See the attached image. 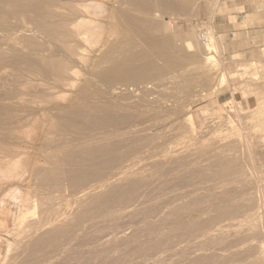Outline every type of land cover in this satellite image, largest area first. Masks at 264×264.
<instances>
[{
	"label": "rangeland",
	"instance_id": "rangeland-1",
	"mask_svg": "<svg viewBox=\"0 0 264 264\" xmlns=\"http://www.w3.org/2000/svg\"><path fill=\"white\" fill-rule=\"evenodd\" d=\"M81 1L0 0V264H264V45L228 49L220 0ZM126 12L180 65L155 54L146 83L99 80L146 49Z\"/></svg>",
	"mask_w": 264,
	"mask_h": 264
},
{
	"label": "bare ground",
	"instance_id": "bare-ground-1",
	"mask_svg": "<svg viewBox=\"0 0 264 264\" xmlns=\"http://www.w3.org/2000/svg\"><path fill=\"white\" fill-rule=\"evenodd\" d=\"M119 4L121 3H128L130 6L132 7H135L136 9H140L142 10L143 12H149L153 9H157V8H161V9H164V8H169V9H175V10H179L180 9V6L178 5V3H174V1H168V0H116ZM184 1V0H183ZM75 2V1H74ZM92 2V3H91ZM93 3H97V2H93V0H82L77 6H81L82 8L85 9L86 12L84 13H88V10H87V7L89 6V4H93ZM102 4V3H100ZM97 6H101V5H97ZM103 7V5L101 6ZM96 8V6H95ZM130 8V7H129ZM76 9V8H75ZM126 9V8H125ZM131 10V9H130ZM134 10V9H132ZM79 11V10H78ZM101 11V10H100ZM125 11V10H124ZM138 11V10H137ZM0 12H5L3 9H2V6L0 5ZM92 12V11H91ZM83 13V12H82ZM95 13V12H94ZM120 13V12H119ZM3 14V13H2ZM93 14V12H92ZM96 14V13H95ZM83 15V14H82ZM7 16V12H6V15L5 17ZM125 18H126V21L129 22L131 24V26L134 28L135 31H137L139 34L142 35V39L146 45V49H139V50H135L133 51L132 49L135 47L136 44H132L131 43V46L130 47H126V48H129V49H126L125 54L123 53V55H119V56L116 58V57H113V54H109V57L112 59L113 57V60H109L110 58H108V60L110 61L105 67H102L100 69L97 70L96 72V76L98 77L99 80H101L102 82L106 83V84H110V85H126V86H130V84H135V83H139V82H148L149 79L151 78H155L156 76H159V74L162 72L161 68L158 67V65H156L154 63V60H153V55L156 54V56H159V58L163 59H167L168 61L174 63L175 64H179L181 63L182 59H183V54L180 52V50L175 47L173 44H171L169 41L170 40H167L169 38H165L163 40H158V38H156L154 36V34H152L151 32V22H150V25H148L147 23H143L141 22L140 24H144V25H139V24H136L138 23L137 20H136V17H133L132 15H129V13L127 14V12L125 13ZM145 16V15H144ZM143 16V17H144ZM104 17V16H103ZM79 18V17H78ZM138 18V17H137ZM149 18V17H148ZM101 20V19H100ZM142 21V20H140ZM145 21V20H144ZM152 21V20H151ZM91 20L87 17H85V15L81 16V18L79 19V21L74 25V28L76 29L77 26H78V29H76L75 31L77 32L76 35L78 36V38L82 39L83 41H87V36L89 35V32L93 30H96L97 27H91ZM156 22V21H154ZM101 24V23H100ZM147 24V25H145ZM93 25V24H92ZM65 26V25H64ZM95 26V24L93 25ZM153 27V26H152ZM158 27V26H157ZM73 28V29H74ZM155 29V28H154ZM162 29V28H161ZM160 32V31H159ZM162 34V33H161ZM210 34V33H209ZM157 36V35H156ZM161 38V37H160ZM164 38V37H163ZM210 38V35L208 36V39ZM129 39V38H128ZM128 39H127V42H128ZM131 40V39H130ZM125 41V40H124ZM126 42V43H127ZM131 42V41H130ZM172 42V41H171ZM134 43V42H133ZM115 44V43H114ZM201 44V43H200ZM206 43H204L205 45ZM116 45V44H115ZM130 45V44H128ZM114 45H112L113 47ZM118 45L114 46V48L116 47L117 48ZM120 46V45H119ZM118 46V48L120 49V47ZM110 46L109 49H111L114 53H115V50H118V49H114ZM121 50V49H120ZM122 50H124L122 48ZM121 50V51H122ZM204 50L207 51V49L204 48ZM109 53L110 50H108ZM119 51V50H118ZM116 51V52H118ZM198 51V50H197ZM112 52V53H113ZM128 52V54L126 53ZM107 53V52H106ZM119 53V52H118ZM122 53V52H121ZM120 53V54H121ZM193 55V54H192ZM108 57V55L106 54L105 57ZM116 56V54H115ZM122 56V58H121ZM196 56V55H195ZM104 57V56H103ZM104 57V58H105ZM106 57V58H107ZM116 58V59H114ZM103 59V58H102ZM101 59V61H103ZM120 59V60H118ZM164 59V60H165ZM105 60V59H104ZM107 60V61H108ZM159 60V59H158ZM163 60V62H164ZM100 61V60H99ZM106 61V62H107ZM104 62V61H103ZM158 62V61H157ZM60 63V62H59ZM58 63V68L59 70L61 71H65L66 70V67L63 65V63ZM102 63V62H101ZM167 63V61H166ZM169 65H171L169 63ZM97 66V65H96ZM162 66V65H161ZM177 66V65H176ZM101 67V66H100ZM170 67V66H169ZM181 67V66H180ZM94 70V69H93ZM95 75V74H94ZM93 75V76H94ZM155 76V77H154ZM161 76V75H160ZM165 76V75H164ZM153 80V79H152ZM168 80V79H167ZM145 82V83H146ZM128 86V87H129ZM135 86V85H133ZM132 86V87H133ZM138 86V85H137ZM146 86V85H145ZM148 86V85H147ZM155 87V86H153ZM142 88V87H141ZM135 91V90H134ZM126 92V91H125ZM155 92V91H154ZM150 94V93H149ZM123 95V94H122ZM157 95V93H156ZM127 97V96H126ZM138 97V96H137ZM128 102V101H127ZM55 165V164H54ZM53 165V166H54ZM48 168V167H47ZM51 168V167H50ZM49 168V169H50ZM54 168V167H53ZM43 169V168H41ZM46 169V168H45ZM44 169V170H45ZM52 171V170H50ZM40 169L39 171L37 170L36 171V176H41L40 174ZM48 172V170H47ZM53 172V171H52ZM54 175V173H53ZM52 173L51 174H45V171H44V175H42V177L40 178V180L42 181V183L44 182H50L52 180L57 179V176H53ZM67 175V174H66ZM59 177V176H58ZM79 177V176H78ZM78 177H75L74 175L73 176H68L69 178V182H71V184H74V183H77L78 181H80L82 178H78ZM81 177V176H80ZM90 177V176H89ZM59 179H61V177H59ZM66 179V178H65ZM84 179H87L84 178ZM90 180V179H89ZM59 181L58 179L56 180V182ZM61 181V180H60ZM59 181V183H60ZM51 183V182H50ZM49 183V184H50ZM83 183V182H82ZM48 184V183H46ZM48 184V185H49ZM52 184V183H51ZM58 185V184H57ZM51 186V185H50ZM54 186V185H52ZM86 187V186H85ZM43 212V211H42ZM88 219V218H87ZM58 231V230H57ZM65 231V229H64ZM51 233V232H50ZM52 235V234H51ZM115 236V235H114ZM50 237V236H48ZM44 238V237H43ZM57 239V238H56ZM40 241V240H39ZM43 241V240H42ZM36 245V243H35ZM29 247V246H28Z\"/></svg>",
	"mask_w": 264,
	"mask_h": 264
},
{
	"label": "crops",
	"instance_id": "crops-1",
	"mask_svg": "<svg viewBox=\"0 0 264 264\" xmlns=\"http://www.w3.org/2000/svg\"><path fill=\"white\" fill-rule=\"evenodd\" d=\"M217 10L213 25L229 50L242 52L264 45V0H220ZM206 17L202 12L199 19Z\"/></svg>",
	"mask_w": 264,
	"mask_h": 264
},
{
	"label": "built area",
	"instance_id": "built-area-1",
	"mask_svg": "<svg viewBox=\"0 0 264 264\" xmlns=\"http://www.w3.org/2000/svg\"><path fill=\"white\" fill-rule=\"evenodd\" d=\"M208 36H209V34H208V32H207L206 29L200 30L199 37H200V40H201V42L203 44L206 43V42H208Z\"/></svg>",
	"mask_w": 264,
	"mask_h": 264
}]
</instances>
